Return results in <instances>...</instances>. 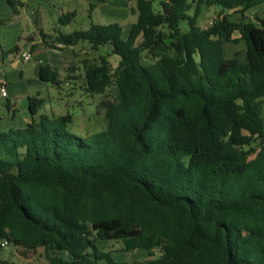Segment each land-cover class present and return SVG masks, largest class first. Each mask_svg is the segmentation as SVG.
Masks as SVG:
<instances>
[{
    "label": "trees",
    "instance_id": "1",
    "mask_svg": "<svg viewBox=\"0 0 264 264\" xmlns=\"http://www.w3.org/2000/svg\"><path fill=\"white\" fill-rule=\"evenodd\" d=\"M263 2L135 0L125 35L118 22L58 30L64 46L118 57L83 62L80 84L114 98L88 135L67 129L70 113L35 118L36 96L23 127L0 128V241L42 248L47 264H126L98 240L147 252L132 264H264V15L247 19ZM202 5L219 9L205 27ZM235 32L245 48L229 56ZM38 76L60 84L48 64Z\"/></svg>",
    "mask_w": 264,
    "mask_h": 264
},
{
    "label": "rangeland",
    "instance_id": "2",
    "mask_svg": "<svg viewBox=\"0 0 264 264\" xmlns=\"http://www.w3.org/2000/svg\"><path fill=\"white\" fill-rule=\"evenodd\" d=\"M90 0H37L39 23L46 30L49 27L50 30L54 27L59 28L62 32L68 33L75 29H85L92 21L94 23H106L107 20L102 19L98 15V11H91L89 9ZM68 4L71 8H76V15L67 24H61L58 20L61 10L65 4ZM154 7L157 8L156 4ZM219 9L216 6H201L200 15L198 17V24L202 27L207 26L209 19L217 15ZM191 12V11H190ZM247 19H254L255 16L264 15V6L258 5L254 7L251 12H248ZM231 20L239 18V13H231L228 16ZM134 20V17L128 19H117V22L122 26V35H125L126 29L129 23ZM180 27L183 31L187 30L188 26L186 21L180 22ZM34 31V30H33ZM39 35L38 32H36ZM238 33H233L234 38H238ZM23 40V38L21 39ZM237 41H229L225 44V51L227 55H232L234 52H241L245 48L244 41L236 39ZM85 45H88L86 41ZM76 52L83 60L76 63V66H70L64 71L60 69L58 72V78L60 80L59 85L51 84L48 81V94L43 93L46 99L50 102L49 105L53 106L52 115H60L70 113L72 120L67 124V129L74 132L77 135H88L105 127L104 120V106L103 100L113 99L115 94V86H108L102 93H89L83 87L80 86L83 76V62L99 63V56L103 55L107 58L112 68L116 66L118 57L109 53L106 48L99 50H92L89 47H77ZM22 61L20 65L22 66ZM8 69V68H7ZM78 76L77 82L73 80L72 76ZM70 81V82H69ZM20 96L22 87L17 86ZM12 92V87H11ZM19 98V97H18ZM10 101L16 102L17 105H21V109L27 112V102L14 101V98L9 97ZM2 103H5L6 98H1ZM21 103V104H20ZM46 111L50 114L48 106ZM43 108L39 113H42ZM3 111L1 112V116ZM262 116L264 117V98L262 99ZM2 120L3 118H1ZM9 121L11 117L9 116ZM2 127V126H1ZM18 128V127H15ZM2 130H7L3 129ZM101 250L109 251L116 259H122L129 264H132L133 260H141L148 258L147 253L144 250L136 249L133 252H125L122 250V242L117 240H98L96 243ZM45 251L42 248L27 249L23 247H17L12 244H8L6 247L0 249V257L9 260L11 264H46Z\"/></svg>",
    "mask_w": 264,
    "mask_h": 264
},
{
    "label": "crops",
    "instance_id": "3",
    "mask_svg": "<svg viewBox=\"0 0 264 264\" xmlns=\"http://www.w3.org/2000/svg\"><path fill=\"white\" fill-rule=\"evenodd\" d=\"M261 6H264V2ZM38 9L37 0H13V5L9 4L7 0H0V77L6 79L7 82L6 95L2 96L0 92V97L6 98L5 103H2L0 100V116L3 111V115L1 116L3 119L0 120L1 129L2 127L3 129L23 127L30 119L28 108L27 112H25L21 109V105H17L16 102L10 101L9 97L11 94L14 101H18L22 98L19 102L23 103V100H26L27 107L28 97L36 96L42 98L43 101L40 109L43 108L44 111L39 113V109L35 118L41 114L52 116L51 112L53 106L49 105L50 102L43 94L44 92L48 94V82L39 78L38 66L41 64H48L58 72L60 69L64 71L70 66H76L77 62L84 59L76 52L75 49L77 47L82 46L90 48V46L85 45L84 42H78L72 46L58 47L57 44L59 42L53 41V39L60 29L54 27V29L50 30L49 27H47L45 30L41 23H39ZM89 9L91 11H98L99 17L108 21L106 23L96 24L117 22V19H128L129 16L134 17V20L130 22L132 23L136 20L137 16V13L134 11L135 0H90ZM70 11H74L76 15L77 9L69 7L66 3L60 15ZM91 23L94 22L91 21L89 25ZM36 32H38L39 35H37ZM43 36L45 37L43 38ZM22 38L23 40H21ZM15 45L17 46L16 51L4 57L1 56L2 51L8 50ZM26 51H28L31 56L28 60L22 58V53ZM21 61L23 63L22 66L20 65ZM72 78L77 82L78 76L74 75ZM17 86L22 87L20 96L18 95V90L15 89ZM46 106H48L50 114L46 111ZM9 116L11 117L10 121L8 120ZM17 247L19 246H16V248ZM113 258L117 261H124L122 259H116L114 256ZM7 261L9 262V260ZM9 264L11 263L9 262ZM126 264L129 263L126 262Z\"/></svg>",
    "mask_w": 264,
    "mask_h": 264
},
{
    "label": "built area",
    "instance_id": "4",
    "mask_svg": "<svg viewBox=\"0 0 264 264\" xmlns=\"http://www.w3.org/2000/svg\"><path fill=\"white\" fill-rule=\"evenodd\" d=\"M213 19H209L208 22H207V25H210L212 23ZM58 47H63L64 45L62 43H58L57 44ZM30 53L28 51L26 52H23L22 53V58L24 60H28L30 58ZM6 79H4L3 77H0V92H1V95L2 96H5L6 95ZM8 245V242L6 239H2L0 241V249L6 247Z\"/></svg>",
    "mask_w": 264,
    "mask_h": 264
}]
</instances>
